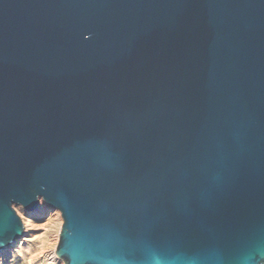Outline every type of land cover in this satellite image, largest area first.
I'll return each instance as SVG.
<instances>
[{"label": "water", "instance_id": "obj_1", "mask_svg": "<svg viewBox=\"0 0 264 264\" xmlns=\"http://www.w3.org/2000/svg\"><path fill=\"white\" fill-rule=\"evenodd\" d=\"M39 200L63 264H264V0H0V252Z\"/></svg>", "mask_w": 264, "mask_h": 264}, {"label": "rangeland", "instance_id": "obj_2", "mask_svg": "<svg viewBox=\"0 0 264 264\" xmlns=\"http://www.w3.org/2000/svg\"><path fill=\"white\" fill-rule=\"evenodd\" d=\"M14 210L22 221L25 241L12 249L8 264H63L55 256L62 224L59 212L50 210L48 214L35 215L17 206Z\"/></svg>", "mask_w": 264, "mask_h": 264}, {"label": "bare ground", "instance_id": "obj_3", "mask_svg": "<svg viewBox=\"0 0 264 264\" xmlns=\"http://www.w3.org/2000/svg\"><path fill=\"white\" fill-rule=\"evenodd\" d=\"M35 215H44V214H48L49 210L45 207L44 203L39 200V207L36 211L33 212ZM25 235L22 239H20L19 241L15 242L9 249H6L4 251L0 252V263L1 264H8L10 261V258L12 256V249L16 248L17 246L23 244ZM5 259L3 260L2 258Z\"/></svg>", "mask_w": 264, "mask_h": 264}]
</instances>
